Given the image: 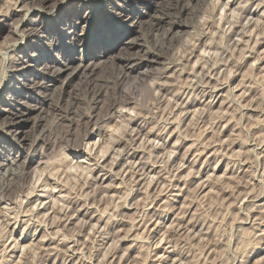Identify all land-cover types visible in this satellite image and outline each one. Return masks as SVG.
Masks as SVG:
<instances>
[{"label": "rangeland", "instance_id": "374dc122", "mask_svg": "<svg viewBox=\"0 0 264 264\" xmlns=\"http://www.w3.org/2000/svg\"><path fill=\"white\" fill-rule=\"evenodd\" d=\"M168 1L157 0L169 13L162 32L149 27L148 0H94L84 10L78 0H50L51 21L29 15L32 24L18 31L20 3L42 0H0V124L9 110L27 119L24 134L0 131V264H264V0ZM73 12L90 19L80 21L76 45L59 37L75 30L59 19ZM134 20L144 25L130 39L144 34L143 46L91 56L87 46L99 42L98 55L117 44L110 33ZM179 22L190 26L184 34L166 32ZM147 47L163 55L162 65L123 81L120 57L146 55ZM71 61L94 71L34 94L19 85L27 77L39 86L45 64ZM39 134L38 146L17 147Z\"/></svg>", "mask_w": 264, "mask_h": 264}, {"label": "bare ground", "instance_id": "6f19581e", "mask_svg": "<svg viewBox=\"0 0 264 264\" xmlns=\"http://www.w3.org/2000/svg\"><path fill=\"white\" fill-rule=\"evenodd\" d=\"M25 1H27V0H22V2H24L25 3ZM61 1H63V0H61ZM72 1H77V0H72ZM78 1H81L82 2V7H83V10L84 9H87L88 8V6L89 5H91V4H93L94 3V0H78ZM104 1V0H103ZM109 1V0H108ZM124 2L126 1L127 2V0H123ZM137 1V0H136ZM149 2H147V7H149L150 9H152V8H155V14L154 15H151V14H148V16L150 17V20H149V22H148V24H149V27H154V28H157L158 30H161L162 31V29L164 30V27H165V25H167L168 26V20H167V16H168V14H167V16L166 15H164L165 13H164V11H163V8H165V6L164 7H161L160 9H159V5H157L158 4V2H157V0H148ZM178 0H176V2H177ZM214 1H217V0H214ZM47 2H50V0H42V4H40L39 6H36V7H29V6H26V5H23V3H20V6H18L17 8H19V11H18V13H23V12H25L26 13V15H25V18H24V20L22 21V22H25V24H22V25H18V27H17V31H18V28H19V26H22V27H24V26H28V25H31L32 24V22L34 21L33 20V18L32 19H29L28 18V16L30 15H34V16H39V15H43V17H44V19L46 20L47 19V23H48V21H51L50 20V18H53V15H50L49 14V12H47V11H45V8H44V4L45 3H47ZM168 2H170V0L168 1ZM63 3V2H62ZM115 3V2H114ZM116 3L118 4V0H116ZM183 3V2H182ZM28 4V3H27ZM108 4V3H107ZM170 4H171V2H170ZM177 4V3H176ZM174 5V4H173ZM183 5H185V4H183ZM182 5V6H183ZM171 6V5H170ZM180 6H181V4H180ZM227 6V5H226ZM258 6V5H257ZM262 6V5H261ZM260 6V7H261ZM55 7H57V4L55 5ZM166 7H168V6H166ZM175 8H177V6L175 7ZM181 8H183V7H181ZM224 8H226V7H224ZM179 9H180V7H179ZM184 9H186V7H184ZM18 10V9H17ZM165 10V9H164ZM172 10V9H171ZM176 10V9H175ZM174 10V11H175ZM178 10V9H177ZM182 10V9H181ZM247 10V9H246ZM119 13L118 12H116L115 13V15H118L119 17H121L122 16V14L124 13V12H126V11H124V8H122L121 7V10L119 9ZM166 12V11H165ZM178 12H180V10L178 11ZM177 12V13H178ZM182 12H183V10H182ZM114 13V12H113ZM143 13V12H142ZM147 13V12H146ZM145 13V14H146ZM167 13V12H166ZM172 13V12H171ZM171 13H170V15H171ZM181 13V12H180ZM47 14H49V15H47ZM182 14V13H181ZM232 14H234V13H232ZM173 15V14H172ZM171 15V16H172ZM183 15V14H182ZM108 16V15H107ZM107 16H106V18L105 19H107ZM170 16V17H171ZM174 16H176V13L174 14ZM225 16V15H224ZM232 16V15H231ZM104 17V16H103ZM110 17V16H109ZM173 17V16H172ZM177 17H179L178 16V14H177V16L175 17L176 19H177ZM223 17V16H222ZM227 17V16H226ZM72 18V19H71ZM70 19H68L67 21L65 20V18H62V15L61 16H59V19H60V22H61V24H62V22H63V30H66V28H68L69 27V29H75L74 31L73 30H70V31H68L67 33L65 32V34L64 33H61L60 35H59V37H60V39L63 41V42H65V39L67 38V39H69V40H71L72 42H71V45H76V44H78V42H79V40L78 39H76L74 36L76 35V31L78 30V29H80V28H82V26H81V23H80V21H90V19L89 18H87V17H84L83 16V14L81 13L80 15H74V12H73V14H72V17H71ZM58 19V18H57ZM98 18H96V20H97ZM171 19V18H170ZM179 19H180V17H179ZM182 19V18H181ZM191 19V18H190ZM225 19V18H224ZM147 20V21H148ZM140 21V20H139ZM175 21V20H174ZM179 21H181V20H179ZM192 21V20H191ZM194 21H195V19H194ZM171 22V21H170ZM176 22V21H175ZM18 23V22H17ZM47 23L45 24V25H47ZM109 23V22H108ZM147 23V22H146ZM259 23V22H258ZM92 25V24H91ZM143 22H135V20L130 24V25H125V24H123V27H124V29H120V28H117L119 31H117L118 32V34H114V35H112V33H110V35H111V39L112 40H116V41H114V42H116L117 44H115V45H111V47H109V46H107L106 47V49L105 50H100L99 51V53H98V55L96 54V50H98L99 49V47L100 46H102V45H98V43L96 44V43H93V44H91V45H89V46H87V50H89L90 48L95 52V53H91V56H93V57H95V58H102L103 57V55H106V54H108L114 47H117L118 45H119V48H121V47H123L122 49L123 50H126L127 52L129 51V50H131V49H133V48H135V47H139V46H143V44L141 45V43H140V40L142 39V40H144L145 41V37H144V34H142V38L141 39H138L137 37L136 38H133V39H130L131 38V36H132V34L133 33H141V31L140 30H142V28H143ZM66 27V28H65ZM87 26L85 25L84 27H83V32H85V34L86 33H89V31L90 30H85V28H86ZM190 26H189V24L188 23H180L179 22V24H174L172 27H170L169 26V30L167 29V33L169 32V33H171V34H173V33H176V34H178V35H181L180 33H183L184 32V30H186L187 28H189ZM166 28V27H165ZM26 29V28H25ZM35 29V28H34ZM115 29V28H114ZM114 29H113V32H114ZM116 29V30H117ZM21 30V29H20ZM19 30V32H20V35H22V33L25 31H20ZM48 30V29H47ZM153 30V29H152ZM155 30V29H154ZM153 30V31H154ZM190 30H192V29H190ZM165 31V30H164ZM187 31V30H186ZM193 31V30H192ZM26 32V31H25ZM163 32V31H162ZM204 32V31H203ZM210 32V31H209ZM161 33V32H160ZM159 33V34H160ZM166 33V34H167ZM188 33V32H187ZM205 33V32H204ZM34 34V33H33ZM44 34H46V35H42L41 37L44 39V40H47L48 41V43H45V45H50L49 44V41L51 40V38L52 37H50V33H44ZM158 34V33H157ZM158 34V35H159ZM164 35H165V33H163ZM184 34V33H183ZM191 34V33H190ZM193 34V33H192ZM191 34V35H192ZM17 35H18V33H17ZM28 35V34H27ZM87 35V34H86ZM102 35H103V33H102ZM163 35V36H164ZM186 35V34H185ZM190 35V36H191ZM202 35V34H201ZM251 35H253V34H251ZM29 36V35H28ZM167 35H165V37H166ZM189 36V35H188ZM194 36V35H193ZM204 36V35H203ZM247 36V35H246ZM24 37V36H23ZM156 37V36H155ZM171 37V36H170ZM169 37V38H170ZM195 37V36H194ZM193 37V38H194ZM207 37H209V36H207ZM250 37V36H249ZM164 38V37H163ZM168 38V39H169ZM178 38H179V36H178ZM182 38V37H181ZM199 38V37H198ZM171 39V38H170ZM172 39H173V36H172ZM180 39V38H179ZM257 39V38H256ZM68 41V40H67ZM171 41V40H170ZM209 41H210V39H209ZM250 41V40H249ZM257 41V40H256ZM101 42H103V41H101ZM179 42H181V41H179ZM242 42V41H241ZM259 42V41H258ZM146 43V42H145ZM195 43V42H194ZM211 43V42H210ZM238 43V45H239V41L237 42ZM262 43V42H261ZM104 44V43H103ZM241 44V43H240ZM244 44V43H243ZM255 44H257V42L255 43ZM14 45V44H13ZM207 45V44H206ZM210 45V44H209ZM212 45V44H211ZM210 45V46H211ZM213 45H216V44H213ZM262 45V44H261ZM17 46V45H16ZM148 46V45H147ZM192 46H194V45H192ZM146 47V46H145ZM156 47V46H155ZM150 48H151V46H150ZM162 49V48H161ZM160 49V50H161ZM194 49V48H193ZM203 49V48H202ZM14 50V49H13ZM147 50V51H146ZM145 51H146V55H143V56H140V57H137L138 56V54H137V56L136 55H131V56H122V57H120V59L124 62V69H123V72H124V74L122 75V78H123V81L124 80H126V81H128L129 80V78H130V76L131 75H133L135 72H137V70L138 69H140V68H144V67H151V66H153V65H156V64H158V65H162V61H163V55L162 54H160L158 51H156V49H155V51H153V50H151V49H149L148 47H147V49H146ZM159 50V51H160ZM195 50V49H194ZM9 51V50H8ZM207 51V50H206ZM112 52V51H111ZM194 52V51H193ZM200 52V51H199ZM198 52V53H199ZM208 54V53H207ZM209 54H210V52H209ZM258 54V53H257ZM125 55V54H124ZM202 55H203V53H202ZM201 55V56H202ZM204 55H205V53H204ZM260 55V54H259ZM167 56V55H166ZM190 57H191V55H190ZM189 57V58H190ZM198 57V56H197ZM204 57V56H203ZM206 57V56H205ZM259 57V56H258ZM7 58V57H6ZM6 58H5V60H6ZM188 58V59H189ZM22 59V58H21ZM199 59V58H198ZM201 59V58H200ZM202 59H204V58H202ZM202 59H201V61H202ZM210 59V58H209ZM260 59L261 58H259V62H260ZM25 60V59H24ZM205 60V59H204ZM50 61V60H49ZM62 62V61H61ZM85 61H81L80 62V64H78V65H76V63H74V61H71L70 62V64L69 65H67L66 64V62L64 63L63 62V64H58V65H52V66H48V64H45V66H44V68L42 69V71L40 72V76H37L38 78H40L41 77V79L43 80V83L40 85V83H39V86H38V84H33L32 83V79H30V78H27L26 77V80H19L18 82H20L19 83V85H22V86H24L27 90H29L28 92H27V94L28 93H31V94H34L37 90L39 91V89L41 88V89H43L44 88V90L45 89H49V87L50 86H52V85H54L55 86V84L56 83H58V82H61L62 80H63V85L62 86H65V85H67L68 86V84H70V82L72 81L71 79H73L74 77H77V76H79V75H81V77H86L87 75H88V73L91 71V73L94 71L93 69L91 70V68L90 67H85V65L83 64ZM18 63V62H17ZM99 63H101V62H99ZM98 63V64H99ZM196 63V62H195ZM204 63V62H203ZM95 64V63H94ZM197 64H198V62H197ZM256 63H254V65H255ZM260 64V63H259ZM27 65H29V63L27 64ZM42 65V64H41ZM90 65V64H89ZM88 65V66H89ZM186 65V64H185ZM195 65V64H194ZM253 65V66H254ZM257 65V64H256ZM23 67V66H22ZM21 67V68H22ZM29 67H31V66H27V67H25L26 69L25 70H27ZM164 67V66H163ZM182 67V66H181ZM194 67V66H193ZM192 67V68H193ZM255 67V66H254ZM166 69H168V68H166ZM157 70V69H156ZM155 70V71H156ZM29 71V70H28ZM142 71V70H141ZM165 71V70H164ZM183 71V70H182ZM23 72V71H22ZM139 72V71H138ZM149 72V71H148ZM147 72V73H148ZM180 72V71H179ZM197 72V71H196ZM21 73V72H20ZM27 73V72H26ZM177 73V72H176ZM29 74V73H28ZM157 74V73H156ZM161 74V73H160ZM171 74V73H170ZM174 74V73H173ZM178 74V73H177ZM180 74H181V72H180ZM179 74V75H180ZM25 75V74H24ZM90 75V74H89ZM88 75V76H89ZM184 75V74H183ZM189 75V74H188ZM120 76V75H119ZM118 76V77H119ZM134 76V75H133ZM159 76V75H158ZM231 76V75H230ZM80 77V76H79ZM157 77V76H156ZM176 77V76H175ZM174 76H173V78H175ZM186 77H188V76H186ZM232 77V76H231ZM131 78H133V77H131ZM158 78V77H157ZM156 78V79H157ZM172 78V77H171ZM172 78V79H173ZM179 78V77H178ZM37 79V78H36ZM191 79V78H190ZM197 79V78H196ZM195 79V80H196ZM29 80V82L31 83H26L25 81H28ZM122 81V80H121ZM158 81V80H157ZM156 81V82H157ZM186 81H189V80H186ZM40 82V81H39ZM137 82V81H136ZM163 82V81H162ZM176 82V81H175ZM62 83V82H61ZM124 83V82H123ZM122 83V84H123ZM126 83V82H125ZM143 83V82H142ZM161 83V82H160ZM164 83V82H163ZM166 83V82H165ZM169 83V82H168ZM173 83V82H172ZM192 83V82H191ZM30 85V87H27V86H29ZM144 84V83H143ZM157 84H158V82H157ZM176 84V83H175ZM147 85V84H146ZM148 85H150L149 83H148ZM151 85H153V84H151ZM156 85V84H155ZM168 85V84H167ZM92 86V85H91ZM176 86V85H175ZM178 86V85H177ZM151 87V86H150ZM155 86L153 85V88H154ZM163 87V86H162ZM186 87V86H185ZM194 87V86H193ZM210 87V86H209ZM216 87V86H215ZM144 88V87H143ZM148 88V90H149V87H147ZM152 88V87H151ZM152 88V89H153ZM214 88V87H213ZM219 88V87H218ZM20 89H15V91L17 92V94L19 95V94H21L22 92H20L19 91ZM151 90V89H150ZM149 90V91H150ZM157 91H158V89H156ZM187 90V89H186ZM214 90V89H213ZM230 90V89H229ZM232 90V89H231ZM144 91H146V90H144ZM152 91V90H151ZM156 91V92H157ZM183 91V90H182ZM181 91V92H182ZM191 91V90H190ZM195 91V90H194ZM208 91V90H207ZM228 91V90H227ZM187 92V91H186ZM147 93V92H146ZM158 93V92H157ZM178 93V92H177ZM198 93V92H197ZM10 94V93H9ZM16 94V95H17ZM40 94V93H39ZM149 94H150V92H149ZM166 94V93H165ZM174 94V93H173ZM185 94V93H184ZM241 94H244V93H241ZM245 95V94H244ZM45 96V95H44ZM51 96V95H50ZM156 96V95H155ZM158 96V95H157ZM162 96V95H161ZM171 96H173V95H171ZM185 96V95H184ZM196 96V95H195ZM241 96V95H240ZM246 96V95H245ZM142 97V96H141ZM213 97V96H212ZM243 97V96H242ZM49 98L50 97H44L43 98V102H47L48 100H49ZM197 98V97H196ZM218 98V97H217ZM227 98V97H226ZM230 98V97H229ZM11 99V98H10ZM53 99V96H52V98H51V100ZM167 99V98H166ZM173 99V98H172ZM177 99V98H176ZM231 99V98H230ZM12 100H13V97H12ZM169 100H171L170 98H169ZM168 100V101H169ZM199 102H200V100H199ZM48 103V102H47ZM19 104H21V103H19ZM177 104V103H176ZM195 104V103H194ZM23 105H25V104H23ZM56 105V104H55ZM191 105V104H190ZM212 105V104H211ZM27 106V105H26ZM30 106V105H29ZM178 106V105H177ZM31 107V106H30ZM27 108H29V107H27ZM185 108H186V106H185ZM184 109V108H183ZM1 110H4L5 111V109H2L1 108ZM18 110V109H17ZM188 111V110H187ZM186 111V112H187ZM198 111V110H197ZM196 111V112H197ZM22 112V111H21ZM17 113L15 110L14 111H10L9 110V112H7V114H5L6 115V118L4 119L5 121H3L2 123V125L0 124V131H4V132H7V133H10L11 132V130L13 131V129H15V130H17V131H15L14 133H16V135L17 134H24L25 132H22V129H24V127L26 126V122H27V119H25L24 120V113L25 112H22V113ZM194 112V111H193ZM194 115H193V117H195V114H197V113H193ZM119 115V114H118ZM122 115V114H121ZM120 115V116H121ZM138 115V114H137ZM93 117V116H92ZM111 117V116H110ZM113 117V116H112ZM130 117V119H131V116H129ZM135 117H137V116H135ZM120 118V117H119ZM144 118V117H143ZM91 119V118H90ZM90 119H88V120H90ZM95 118H93V120H94ZM129 119V120H130ZM134 119V118H133ZM137 119V118H136ZM110 120V119H109ZM132 120V119H131ZM91 121V120H90ZM96 121V120H95ZM95 121H94V123L93 124H95ZM98 121V120H97ZM146 121V120H145ZM170 121V120H169ZM129 122V121H128ZM174 122V121H173ZM172 122V123H173ZM97 123V122H96ZM144 123V122H143ZM171 123V124H172ZM166 124V123H165ZM36 125V124H35ZM90 125V124H89ZM137 125H138V123H137ZM128 126V125H127ZM126 126V127H127ZM141 126V125H140ZM130 127V126H129ZM128 127V128H129ZM136 127V126H135ZM164 127V126H163ZM130 129V128H129ZM133 129V128H132ZM135 129V128H134ZM144 129V128H143ZM178 129V128H177ZM125 130H128V129H125ZM141 130V129H140ZM168 130V129H167ZM175 130V129H174ZM179 130V129H178ZM25 131V130H24ZM44 131V130H43ZM125 132H127V131H125ZM137 132V131H136ZM150 132V131H149ZM42 133V132H41ZM10 134H12V133H10ZM27 134V133H26ZM43 134V133H42ZM126 134V133H125ZM8 135V134H7ZM15 135V134H14ZM137 135H139V134H137ZM149 135V134H148ZM159 135V134H158ZM37 135H35V137L34 138H32L31 140H29L28 138H26V137H23V139L22 140H19L18 141V146L17 147H22V146H24V145H26V144H29L31 147H33V146H35V145H37V144H41L42 142H43V137H41L40 136V134L38 135V137H36ZM40 136V137H39ZM46 136V135H45ZM130 136V135H129ZM135 137V136H134ZM178 137H179V135H178ZM119 138V137H118ZM123 138V137H122ZM19 139V138H18ZM126 139V138H125ZM130 139V138H129ZM133 139V138H132ZM143 139V138H142ZM151 139V138H150ZM15 140H17V139H15ZM186 140V139H185ZM115 141V140H114ZM120 141V140H119ZM122 141V140H121ZM134 141V140H133ZM15 142H17V141H15ZM23 142H27V143H25V144H23ZM151 142V141H150ZM153 142V141H152ZM151 142V143H152ZM155 142V141H154ZM141 143V142H140ZM143 143V142H142ZM149 143V142H148ZM14 144V143H13ZM112 144H114V143H112ZM179 144V143H178ZM75 145V144H74ZM177 145V144H176ZM194 145V144H193ZM38 146V145H37ZM132 146V145H131ZM141 146V145H140ZM147 146V145H146ZM174 146V145H173ZM42 147H43V145H42ZM76 147V146H75ZM80 147H81V145H80ZM84 147V146H83ZM138 147H139V145H138ZM143 147V146H142ZM141 147V148H142ZM181 147V146H180ZM25 148V147H24ZM145 148V147H144ZM150 148H151V145H150ZM190 148V147H189ZM76 149V148H75ZM113 149V148H112ZM172 149V148H171ZM103 150V149H102ZM101 150V153L103 152ZM109 150V149H108ZM107 150V151H108ZM116 150V149H115ZM137 150V149H136ZM141 150V149H140ZM145 150V149H144ZM174 150V149H173ZM173 150H171L170 152H172ZM43 151V150H42ZM107 151H105L106 153H107ZM114 151V150H113ZM117 151H118V149H117ZM122 151V150H121ZM133 151V150H132ZM90 152V151H89ZM28 154H29V152H27ZM42 153V152H41ZM114 153V152H113ZM131 153V152H130ZM214 153H216V152H214ZM91 154V153H90ZM116 154V153H115ZM114 154V155H115ZM118 154V153H117ZM169 154V153H168ZM171 154V153H170ZM169 154V155H170ZM173 154V153H172ZM174 154H175V152H174ZM178 154V153H177ZM257 154V153H256ZM106 154H104V156H105ZM135 155V154H134ZM260 156L262 155V154H259ZM16 156V155H15ZM102 156H103V153H102ZM44 157V156H43ZM114 157V156H113ZM117 157V156H116ZM166 157V156H165ZM168 157V156H167ZM211 157V156H210ZM104 159H105V157H103ZM113 159V158H112ZM111 159V160H112ZM118 159V158H117ZM171 159V158H170ZM42 160V159H41ZM99 160V159H98ZM110 160V161H111ZM116 160V159H115ZM134 160V159H133ZM141 160V159H140ZM144 160V159H143ZM142 160V161H143ZM167 160H168V158H167ZM15 161H17L18 162V160H16L15 159ZM14 161V162H15ZM101 161V160H100ZM110 161H109V163H110ZM124 161V160H123ZM128 161V160H127ZM139 161V160H138ZM138 161H136V162H138ZM165 161L166 160H164V163H165ZM96 162V161H95ZM126 162V161H125ZM133 162V161H132ZM163 162V161H162ZM194 162V161H193ZM206 162V161H205ZM19 163V162H18ZM128 163V162H127ZM210 163V162H209ZM220 163V162H219ZM2 164V163H1ZM24 164V163H23ZM104 164V163H103ZM130 164V163H129ZM167 164V163H166ZM3 165V164H2ZM20 165V164H19ZM110 165V164H109ZM127 165V164H126ZM136 165H137V163H136ZM155 165V164H154ZM195 165V164H194ZM1 166V165H0ZM11 166V165H10ZM98 166V165H97ZM104 166V165H103ZM111 166H112V163H111ZM122 166H124V165H122ZM138 166V165H137ZM142 166V165H141ZM153 166V165H152ZM164 166H165V164H164ZM163 166V167H164ZM20 167V166H19ZM113 167V166H112ZM128 167V166H127ZM133 167V166H132ZM135 167V166H134ZM202 167H203V165H202ZM100 168H102V167H100ZM105 169V168H104ZM163 169V168H162ZM120 170V169H119ZM130 170V169H129ZM136 170V169H135ZM13 171V170H12ZM16 171V170H15ZM14 171V172H15ZM115 171V170H114ZM121 171V170H120ZM126 171H128V170H126ZM132 171V170H131ZM164 171V170H163ZM166 171V170H165ZM13 172V173H14ZM23 172V171H22ZM93 172V171H92ZM139 172V171H138ZM20 173V172H19ZM116 173H118V172H116ZM115 173V174H116ZM127 173V172H126ZM131 173V172H130ZM18 174V173H17ZM24 174V173H23ZM109 174V173H108ZM191 174V173H190ZM208 174V173H207ZM7 175V174H6ZM57 175V174H56ZM129 175V174H128ZM132 175V174H131ZM134 175V174H133ZM197 175V174H196ZM53 176V175H52ZM100 176V175H99ZM146 176H148V175H146ZM165 176V175H164ZM190 176V175H189ZM207 176V175H206ZM205 176V177H206ZM209 176V175H208ZM210 176H212V174L210 175ZM2 177V176H1ZM10 178V177H9ZM92 178H93V176H92ZM156 178V177H155ZM210 178V177H209ZM13 179V178H12ZM21 179V178H20ZM25 179V178H24ZM146 179V178H145ZM212 179V178H211ZM10 180V179H9ZM22 180V179H21ZM121 180V179H120ZM149 180H151V179H149ZM167 180V179H166ZM4 181V180H3ZM152 181V180H151ZM204 181V180H203ZM209 181V180H208ZM114 182V181H113ZM121 182V181H120ZM201 182V181H200ZM212 182V181H211ZM5 183V182H4ZM11 183V182H10ZM122 183V182H121ZM124 183V182H123ZM161 183V182H160ZM6 184V183H5ZM15 184V183H14ZM20 184V183H19ZM103 184V183H102ZM1 185V184H0ZM7 185V184H6ZM13 185V184H12ZM109 185V184H108ZM112 185V184H111ZM163 185V184H162ZM200 185V184H199ZM16 186V185H15ZM104 186V185H103ZM106 186V185H105ZM114 186V185H113ZM119 186V185H118ZM202 186V185H201ZM204 186V185H203ZM4 187V186H3ZM8 187V186H7ZM108 187V186H107ZM110 187V186H109ZM162 187V186H161ZM15 188V187H14ZM18 188V187H17ZM122 188V187H121ZM5 189H7V188H5ZM106 189V188H105ZM104 189V190H105ZM3 191V190H2ZM5 191V190H4ZM3 191V192H4ZM21 191V190H20ZM106 191V190H105ZM114 191V190H113ZM104 192V191H103ZM138 192V191H137ZM10 193H11V191H10ZM13 193V192H12ZM89 194V193H88ZM87 194V196H90V195H88ZM2 195V194H1ZM8 195V194H7ZM13 195H14V193H13ZM75 195V194H74ZM103 195V194H102ZM112 195V194H111ZM115 195V194H114ZM114 195H113V197H114ZM130 195V194H129ZM105 196V195H104ZM106 197V196H105ZM117 197V196H116ZM1 198V197H0ZM84 198V197H83ZM82 198V199H83ZM87 198V197H86ZM104 198V197H103ZM111 197L109 196V199H110ZM65 199H67V198H65ZM88 199H90V198H88ZM108 199V200H109ZM114 199V198H113ZM74 200V199H73ZM81 200V199H80ZM102 200V199H101ZM110 200H112V198L110 199ZM82 201V200H81ZM78 202V201H77ZM92 202V201H91ZM68 203V202H67ZM87 203V202H86ZM22 204V203H21ZM88 204V203H87ZM83 205V204H82ZM81 205V206H82ZM90 206V205H89ZM129 206V205H128ZM257 206V205H256ZM75 207V206H74ZM88 207V206H87ZM125 207V206H124ZM130 207V206H129ZM128 207V208H129ZM185 207V206H184ZM262 207V206H261ZM68 208V207H67ZM72 208V207H71ZM80 208V207H79ZM95 208V207H94ZM132 208H133V206H132ZM54 209V208H53ZM62 209V208H61ZM78 209V208H77ZM68 210V209H67ZM80 210V209H79ZM56 212H57V210H56ZM55 213V212H54ZM62 213V212H61ZM60 213V214H61ZM69 213V212H68ZM71 213H72V210H71ZM74 213V212H73ZM79 213V212H78ZM96 213V212H95ZM101 213H103V212H101ZM105 213V212H104ZM107 213V212H106ZM1 215V214H0ZM65 215V214H64ZM67 216V215H66ZM119 216V215H118ZM72 217V216H71ZM84 217V216H83ZM104 217V216H103ZM60 218V217H59ZM68 218H69V216H68ZM98 218V217H97ZM65 219V218H64ZM72 219V218H71ZM116 219V218H115ZM58 219H56L55 221H57ZM63 220V219H62ZM90 220V219H89ZM100 220V219H99ZM122 220V219H121ZM54 221V222H55ZM70 221V220H69ZM102 221H103V219H102ZM123 221V220H122ZM59 222H61V221H59ZM87 222V221H86ZM98 222V221H97ZM100 222V221H99ZM126 222V221H125ZM40 223V222H39ZM84 223V222H83ZM165 223V222H164ZM116 224V223H115ZM119 224V223H118ZM138 224V223H137ZM53 226H54V224H53ZM192 227V226H191ZM60 228V227H59ZM92 228V227H91ZM96 228V225H94V229ZM132 228H134V227H132ZM131 230V229H130ZM60 231V230H59ZM45 232V231H44ZM194 232V231H193ZM56 233V232H55ZM58 233V232H57ZM46 234V233H45ZM44 234V235H45ZM48 235V234H47ZM46 235V236H47ZM56 235V234H55ZM59 235V234H58ZM49 236V235H48ZM51 236V235H50ZM62 236H65V235H62ZM44 237V236H43ZM127 236H125L124 238H126ZM137 237V236H136ZM47 238V237H46ZM51 238V237H50ZM53 238H55V237H53ZM65 238V237H64ZM62 239V238H61ZM60 239V240H61ZM128 239V238H127ZM50 240V239H49ZM55 240V239H54ZM132 240V239H131ZM136 240V239H135ZM53 241V240H52ZM56 241V240H55ZM65 241V240H64ZM123 241V240H122ZM129 241V240H128ZM70 242V241H69ZM60 243H61V241H60ZM74 243V242H73ZM63 244H65V243H63ZM169 244V243H168ZM49 245V244H48ZM57 245H59V244H57ZM61 245V244H60ZM75 245V244H74ZM42 247V246H41ZM57 247V246H56ZM54 248V247H53ZM173 248V247H172ZM42 249V248H41ZM49 249V248H48ZM47 249V250H48ZM52 249V248H51ZM176 249V248H175ZM56 250V249H55ZM164 250V249H163ZM69 251V250H68ZM168 251V250H167ZM172 251V250H171ZM56 252V251H55ZM80 253H81V251H80ZM77 254V253H76ZM169 254V253H168ZM69 256V255H68ZM83 256V255H82ZM26 257V256H25ZM23 258V257H22ZM74 258V257H73ZM84 258V257H83ZM164 258V257H163ZM80 259V258H79ZM167 260V259H166ZM162 262V261H161ZM19 263V262H18ZM67 263V262H66ZM78 263V262H77ZM89 263V262H88ZM5 264V263H4ZM82 264V263H81Z\"/></svg>", "mask_w": 264, "mask_h": 264}]
</instances>
